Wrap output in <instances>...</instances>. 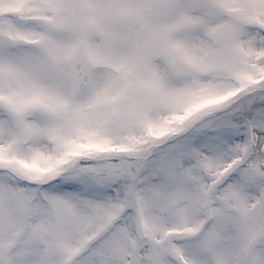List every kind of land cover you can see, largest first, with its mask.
I'll list each match as a JSON object with an SVG mask.
<instances>
[{
    "label": "snow or ice",
    "instance_id": "1",
    "mask_svg": "<svg viewBox=\"0 0 264 264\" xmlns=\"http://www.w3.org/2000/svg\"><path fill=\"white\" fill-rule=\"evenodd\" d=\"M0 264H264V0H0Z\"/></svg>",
    "mask_w": 264,
    "mask_h": 264
}]
</instances>
